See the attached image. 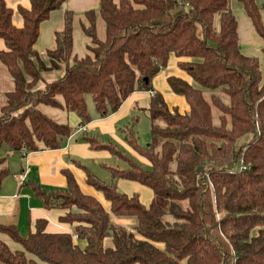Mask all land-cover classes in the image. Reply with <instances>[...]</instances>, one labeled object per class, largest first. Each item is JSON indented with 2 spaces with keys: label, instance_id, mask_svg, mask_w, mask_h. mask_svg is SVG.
<instances>
[{
  "label": "trees",
  "instance_id": "trees-1",
  "mask_svg": "<svg viewBox=\"0 0 264 264\" xmlns=\"http://www.w3.org/2000/svg\"><path fill=\"white\" fill-rule=\"evenodd\" d=\"M18 7L23 24L12 22V9L0 0V63L12 90L0 104V186L9 174L8 155L57 150L74 129L43 108L72 112L80 127L95 113L106 118L133 92H153L147 108L150 142L139 144L137 116L121 129L123 140L149 166L136 161L110 140L81 132L91 150L108 151L124 164L104 166L110 182L85 167L86 183L103 195L107 212L83 194L73 175L62 170L66 186L45 191L28 183L46 209L65 213L73 234L48 233L37 220L34 232L20 235L14 224L0 225L21 251L0 242L3 264H264V46L263 63L240 52L230 0H98L104 39L96 34V14L86 12L89 39L85 56L73 54V13L64 11L53 47L34 49L39 26L62 8L64 0H28ZM264 44V25L254 0H238ZM198 85L169 76L166 84L188 110L169 107L154 91L153 79L169 62ZM55 74V75H54ZM80 167V166H79ZM119 179L149 188L153 199L116 188ZM159 200H166L163 208ZM111 216L134 220L130 229ZM105 237L112 246L103 247ZM31 256L32 258H28ZM36 259V260H35Z\"/></svg>",
  "mask_w": 264,
  "mask_h": 264
},
{
  "label": "crops",
  "instance_id": "crops-1",
  "mask_svg": "<svg viewBox=\"0 0 264 264\" xmlns=\"http://www.w3.org/2000/svg\"><path fill=\"white\" fill-rule=\"evenodd\" d=\"M115 3L118 0H113ZM260 9L261 21L264 25V0H254ZM5 5L12 9L11 22L15 27L20 28L23 24L21 15L18 13V7L28 8V0H4ZM98 0H64L61 9L52 12L47 20L39 26L38 38L34 44V49L42 54L46 49L53 47V35L63 26V13L70 11L73 13V54L81 58L86 54V46L89 39L84 35L82 27H87L88 22L85 13L94 11L96 14V34L100 40L97 28L100 20L98 13ZM230 10L236 20L237 37L240 52L247 57L257 58L263 63V41L256 34L250 19L247 17L242 5L238 0H230ZM81 32L77 46L75 45V32ZM83 36V37H81ZM5 50L3 40L0 39V51ZM177 59L170 55L168 65L160 71L153 79L152 87L154 91L161 93L166 104L169 107L180 105V112L188 110L182 97L172 93L166 84V78L175 76L181 78L188 83L190 79L180 71L177 66ZM12 90L11 79L0 63V104L4 101V94ZM180 99L171 100L170 96ZM151 97L150 92L136 91L131 93L121 104L118 110L106 118H99L95 111L90 112L91 121L86 124L84 133L100 138L103 141H112L117 146L132 156L136 161L149 166V163L135 153L123 140V129L132 116H137L136 111L142 109L147 114L148 102ZM169 100L173 101L169 104ZM144 105V107H143ZM94 109V108H93ZM61 112V111H60ZM60 117L61 121H66L75 131L67 138L63 146L57 150L37 151V152H16L8 155L7 165L9 174L2 180L0 186V225L14 224L22 236H26L30 232H34V224L37 220L44 219L46 221L45 231L48 233H70L73 234L74 224L60 222L58 219L65 211L60 209H46L43 207L42 200L35 197L30 190L28 183L40 185L45 191L54 189H62L66 186L65 177L62 170H68L76 180V183L83 194L96 198L102 207L109 212L110 206L103 198V195L86 183L85 171L81 166L85 167L90 173L99 179L110 182L111 175L104 166L124 167L120 161L105 150H91L88 143L82 141L79 118L72 112L64 113ZM138 120V116H137ZM136 124V123H135ZM135 130V125L133 127ZM136 131V130H135ZM137 134V132H136ZM0 156L5 154V147L0 148ZM121 165V166H120ZM80 166V167H79ZM116 188L121 193L131 196L137 194L141 204L148 206L153 199L152 191L140 185L137 182L119 179L115 182ZM112 223L116 225L132 227L133 219L129 218H113ZM77 238L73 234V243L78 247L84 246V241ZM0 242L5 244L10 251H21L19 245L15 244L7 235L0 233ZM80 244V245H79ZM86 245V242H85ZM112 246L110 237H105L103 247ZM85 247V246H84ZM83 249V248H82ZM28 258H32L28 256ZM36 260V259H35ZM37 264H46L36 260ZM0 264H3L0 260Z\"/></svg>",
  "mask_w": 264,
  "mask_h": 264
},
{
  "label": "rangeland",
  "instance_id": "rangeland-1",
  "mask_svg": "<svg viewBox=\"0 0 264 264\" xmlns=\"http://www.w3.org/2000/svg\"><path fill=\"white\" fill-rule=\"evenodd\" d=\"M97 31L100 35V37H103V33H104V23L102 20H100L99 22V25H98V28H97ZM80 35H81V32L76 30L75 32V45L77 46L78 44V40L81 39L80 38ZM83 37V36H81ZM55 75V74H54ZM190 84L193 86V87H197L198 88V85H196L195 83H193L192 81L190 82ZM171 100H174V99H180L178 97H175V96H170L169 97ZM86 100V106H87V109L88 111H94L93 109V105H92V102H91V99L89 96H86L85 98ZM173 101H170L169 100V104H175V103H172ZM144 107V105H143ZM178 107H180V105H178ZM43 110L50 116H52L53 118H55L56 120H59L61 121L62 119L60 118L63 113L60 112V111H57V110H54V109H51V108H43ZM90 114V112H89ZM136 115L138 116V120L135 124V130L137 132V136H138V141H139V144L142 145V146H145L147 144H149L150 142V123H149V120H148V117H147V114L142 110H138L136 111ZM81 133V132H80ZM1 153V152H0ZM121 166V165H120ZM159 204L163 207V208H166L167 207V201L166 200H159L158 201ZM113 218H120V217H114V216H111V221ZM126 228L130 229V227L126 226ZM81 241H84L83 239ZM80 245V244H79ZM81 247H79L80 249L84 248L85 246V241H84V246L82 247V245H80ZM180 264H186L185 260H182L180 261Z\"/></svg>",
  "mask_w": 264,
  "mask_h": 264
},
{
  "label": "built area",
  "instance_id": "built-area-1",
  "mask_svg": "<svg viewBox=\"0 0 264 264\" xmlns=\"http://www.w3.org/2000/svg\"><path fill=\"white\" fill-rule=\"evenodd\" d=\"M150 94H151V96H152V95H153V92H150ZM78 130L81 131V132H84V131H85V127L82 126V127H80Z\"/></svg>",
  "mask_w": 264,
  "mask_h": 264
}]
</instances>
